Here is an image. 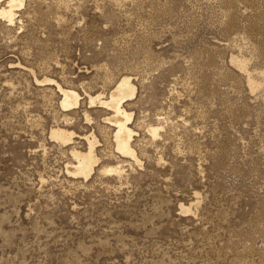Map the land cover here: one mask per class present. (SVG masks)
Listing matches in <instances>:
<instances>
[{"label": "rangeland", "instance_id": "374dc122", "mask_svg": "<svg viewBox=\"0 0 264 264\" xmlns=\"http://www.w3.org/2000/svg\"><path fill=\"white\" fill-rule=\"evenodd\" d=\"M22 1L0 16V264H264V0ZM124 77L139 162L91 103Z\"/></svg>", "mask_w": 264, "mask_h": 264}, {"label": "bare ground", "instance_id": "6f19581e", "mask_svg": "<svg viewBox=\"0 0 264 264\" xmlns=\"http://www.w3.org/2000/svg\"><path fill=\"white\" fill-rule=\"evenodd\" d=\"M22 2V0H6L5 5L0 9V16L7 19L9 23L12 24L16 17L15 8L22 5ZM48 81H50L51 84L55 83L53 80V82L49 79ZM56 85L63 95V99L61 101L63 108L69 110L71 109L69 108L70 106L73 107L75 105H78L79 95L76 91L72 89H64L58 83ZM134 93L135 87L131 84L130 79L124 77L116 87L115 91H113V93L111 94L109 100L104 101L99 96L97 98H92L91 103L93 104L97 99H99L100 105L108 107L110 110H112L111 116L107 118L108 120H106L112 123L117 128L114 135L117 149L125 156L132 157L134 160L139 162L140 160L138 159V156L131 143L133 130L129 126V120L131 119L132 115L123 108V103L126 102V98L132 96ZM86 118L88 121H90L88 115ZM159 131L160 127H150V132L154 137L159 134ZM51 135L57 140H60L62 143L67 144L73 141V136L75 134L74 132H68L66 129L56 128L52 130ZM85 139L89 144L88 151L84 152L76 150L75 148L72 149V155L77 160V164L67 165V171L71 175H84L85 177H88L93 171L95 164L98 162L95 154V147L98 140L95 134L86 136ZM107 171H119V168H111Z\"/></svg>", "mask_w": 264, "mask_h": 264}]
</instances>
